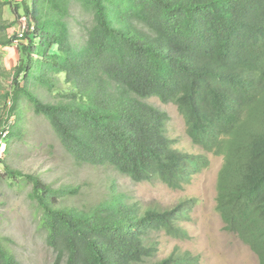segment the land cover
I'll list each match as a JSON object with an SVG mask.
<instances>
[{
  "label": "trees",
  "instance_id": "obj_1",
  "mask_svg": "<svg viewBox=\"0 0 264 264\" xmlns=\"http://www.w3.org/2000/svg\"><path fill=\"white\" fill-rule=\"evenodd\" d=\"M22 8L19 63L0 72L12 76L0 95L3 146L29 109L75 162L178 188L208 157L176 148L168 113L148 100L174 104L191 142L222 156L217 210L264 264V0H24ZM72 20L80 41L72 39ZM0 163V186L6 178L31 186L54 264H198L177 250L152 259V233L186 237L176 221L188 217L194 200L143 214L118 193L89 207L68 206L63 198L78 187L57 188ZM3 239L0 264H21Z\"/></svg>",
  "mask_w": 264,
  "mask_h": 264
},
{
  "label": "rangeland",
  "instance_id": "obj_2",
  "mask_svg": "<svg viewBox=\"0 0 264 264\" xmlns=\"http://www.w3.org/2000/svg\"><path fill=\"white\" fill-rule=\"evenodd\" d=\"M75 10L74 16L89 23V15ZM72 39L81 40L74 20ZM11 79L12 76L1 79L0 95L7 92ZM148 101L168 113V133L176 148L191 153L203 152L201 147L191 142L184 119L174 104H163L156 98ZM4 102L6 100H0V129L6 115ZM19 125L18 133L8 140V146H1L0 158L25 173L40 176L54 187H78L77 193L63 198L64 205L85 208L108 199L112 193H118L139 214H143L150 208H173L186 198L194 200L188 217L176 221L186 230V237H174L164 231L152 233L158 243V252L153 260L163 259L177 250V253L197 257L198 264H257L255 253L236 233L225 228L217 210L216 182L223 163L222 156L205 152L210 160L209 166L182 187L174 189L160 181L135 182L110 166L75 162L48 122L29 109L23 110ZM0 171H4L2 163ZM30 191L31 186L27 183H14L7 178L0 186V236L21 264H54L56 254L46 244L45 232L38 225L40 213L29 197Z\"/></svg>",
  "mask_w": 264,
  "mask_h": 264
},
{
  "label": "crops",
  "instance_id": "obj_3",
  "mask_svg": "<svg viewBox=\"0 0 264 264\" xmlns=\"http://www.w3.org/2000/svg\"><path fill=\"white\" fill-rule=\"evenodd\" d=\"M24 0H0L3 3L1 9V21L0 24L5 25V28L0 30V72L11 70L19 63L20 50L14 43L4 45L3 42L13 36L19 31L21 24L19 15L23 14L22 3ZM30 1V0H26ZM15 6H19V9H15ZM3 77H0V81Z\"/></svg>",
  "mask_w": 264,
  "mask_h": 264
},
{
  "label": "built area",
  "instance_id": "obj_4",
  "mask_svg": "<svg viewBox=\"0 0 264 264\" xmlns=\"http://www.w3.org/2000/svg\"><path fill=\"white\" fill-rule=\"evenodd\" d=\"M25 21H26V18L25 16H22L21 19H20V24H21V27L19 29V31H17V39L14 40V44L17 45V43L21 40L22 38V35H23V31H24V28H25ZM1 146H3V143L1 142L0 140V148Z\"/></svg>",
  "mask_w": 264,
  "mask_h": 264
},
{
  "label": "clouds",
  "instance_id": "obj_5",
  "mask_svg": "<svg viewBox=\"0 0 264 264\" xmlns=\"http://www.w3.org/2000/svg\"><path fill=\"white\" fill-rule=\"evenodd\" d=\"M184 124H185V121H184ZM185 129H186V125H185ZM168 134H169V133H168ZM188 137H189V136H188ZM198 147H199V146H198ZM185 152H186V151H185ZM205 152H206V151L203 150L202 153H205ZM190 153H191V152H190ZM209 153H211V152H209ZM205 154H206V153H205ZM212 154H213V153H212ZM206 155H207V154H206ZM214 155H216V154H214ZM207 157H208V156H207ZM209 163H210V160H209V157H208V165H207L205 168H203L202 170L206 169V168L209 166ZM202 170H200V171L197 172V173H200ZM218 172H219V171H218ZM197 173H195V174H197ZM195 174H194V175H195ZM194 175H193V176H194ZM193 176H192V177H193ZM217 176H218V175H217ZM192 177H191V178H192ZM189 181H190V180H189ZM189 181H188V182H189ZM188 182H187V183H188ZM216 183H217V182H216ZM185 184H186V183H185ZM183 185H184V184H183ZM174 189H175V188H174ZM236 235H237V234H236ZM237 236H238V235H237ZM238 237H239V236H238ZM239 238H240V237H239ZM240 240H241V238H240ZM241 241H242V240H241ZM242 242H244V241H242ZM244 243H245V242H244ZM245 244H247V243H245ZM247 245H248V244H247ZM248 247H249V245H248ZM249 248H250V247H249ZM250 249H251V248H250ZM251 250H252V249H251ZM191 255H192V254H191ZM255 255H256V254H255ZM192 256H193V255H192ZM194 257H195V256H194ZM256 257H257V256H256ZM196 258H197V257H196ZM198 263H199V260H198Z\"/></svg>",
  "mask_w": 264,
  "mask_h": 264
}]
</instances>
